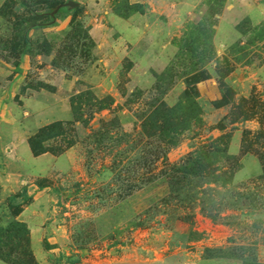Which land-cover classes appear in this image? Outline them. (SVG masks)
Returning a JSON list of instances; mask_svg holds the SVG:
<instances>
[{"label":"rangeland","instance_id":"obj_1","mask_svg":"<svg viewBox=\"0 0 264 264\" xmlns=\"http://www.w3.org/2000/svg\"><path fill=\"white\" fill-rule=\"evenodd\" d=\"M67 1L0 0V148L32 158L28 138L54 122L70 133L45 146L74 142L38 172L19 165L26 194L0 205V228L14 226L0 255L29 253L15 224L27 208L49 229V264H264V0H202L152 84L126 53L102 60L90 33L111 41L103 16L144 4L73 0L52 24L41 15ZM82 92L113 104L72 103Z\"/></svg>","mask_w":264,"mask_h":264},{"label":"crops","instance_id":"obj_2","mask_svg":"<svg viewBox=\"0 0 264 264\" xmlns=\"http://www.w3.org/2000/svg\"><path fill=\"white\" fill-rule=\"evenodd\" d=\"M128 2L131 4H144L146 6L145 11L135 13L129 17L114 13L103 16L107 22L106 25H108L106 29L112 38L111 41L110 38L102 39L98 37L96 27L91 29L90 33L97 43V51L105 52V56L101 57L102 60H106L112 53H126L127 57L134 63L133 68L144 72L147 70L145 74L144 72L140 74L144 77L141 81L152 84L153 81L148 79V70H161L168 65L174 53V48L171 45L172 38L178 33L182 22L192 20L198 16L197 13H200L199 4L202 0H128ZM114 90V85L108 84V88L104 89V96L113 95V93L116 95V92H113ZM101 92L103 93V91ZM96 97L100 99L101 96ZM67 111L69 110L67 109ZM239 141L236 140L234 143V148L236 149L234 154H237L240 149ZM9 145L6 144L5 147L0 148V205H3L4 201L7 202L12 194L18 195L19 191L23 189L20 183L24 175L19 165L27 162L34 172H38V170L34 169L38 163H42L43 167H49V161L52 158L61 156L48 155V153L34 156L27 145L30 151L29 155L32 158H29L26 151L25 153L24 151L20 152L21 157L20 155L17 156L15 150L12 152L10 149L7 152ZM45 157H49V160L45 161ZM250 158L251 156H245L244 162H248ZM253 165L255 167L257 165L259 169L258 162ZM254 166H252L253 170L256 169L259 172L260 169L258 170ZM35 201L36 198L33 197L32 203ZM26 211L27 208L21 210L16 216V220L27 225L30 246L36 264H49L48 259L52 255L53 252L51 251L53 250L47 251L42 246L43 237L49 229L44 224H40L36 216L34 218L26 215ZM50 241L48 239L50 245L55 243V240L53 242ZM214 263L235 264L234 261L224 259H218ZM0 264L6 263L0 260Z\"/></svg>","mask_w":264,"mask_h":264},{"label":"trees","instance_id":"obj_3","mask_svg":"<svg viewBox=\"0 0 264 264\" xmlns=\"http://www.w3.org/2000/svg\"><path fill=\"white\" fill-rule=\"evenodd\" d=\"M23 43L26 46L27 40H24ZM89 94H90V97L87 99L88 102H91V101L96 102L98 104V107H97L98 111H102L104 109H107L110 105L113 104V100L110 97L107 98L108 100H106L107 101L106 104H102V101L104 99L99 100L94 95H92L90 92H85V93L82 92V93H79L78 95L73 96L72 97V103L75 99L81 98V97L89 95ZM161 105L164 106L163 103ZM71 108H72V111H73L75 118H76L75 121H79V119H77V117H76L77 113H76L75 109H73L72 106H71ZM68 126H69V123L54 122V123H51V124L46 125L44 127H41L35 134H33L31 137L28 138L27 142H28V146L30 148L31 153L34 156H40V155L45 154V153H49V154H52L54 156H58V155L62 154L65 149L72 147L74 145V142L72 140L64 141L63 146L61 148H58V149H51V148H48L45 146V143L50 139L59 138V137L65 138L67 135H69L70 128ZM210 148H208L206 150H209ZM208 152H210V150ZM189 158L190 157H188L187 163H189V160H191V158L190 159ZM262 167H263V171H264V163H262ZM25 194H26V192H25V190H23L18 196H25ZM10 201H11L10 206H14V204H15L14 199L11 198ZM15 224L17 226L23 227L25 232H28L27 226L24 223L15 222ZM12 227H14V226L12 225ZM12 227L9 226L7 229L0 228V232L7 233V232H9V230H11ZM20 256H19L18 260L10 261L8 259L3 258L0 255V260L5 262L6 264H36V260L34 258V255L31 251V249H30L28 254L24 253Z\"/></svg>","mask_w":264,"mask_h":264},{"label":"water","instance_id":"obj_4","mask_svg":"<svg viewBox=\"0 0 264 264\" xmlns=\"http://www.w3.org/2000/svg\"><path fill=\"white\" fill-rule=\"evenodd\" d=\"M79 3L73 0H68L67 2L57 5L51 12L44 13L41 15L49 16L51 18L50 24L55 22V16L59 11H64V12H70L74 8L78 7Z\"/></svg>","mask_w":264,"mask_h":264}]
</instances>
